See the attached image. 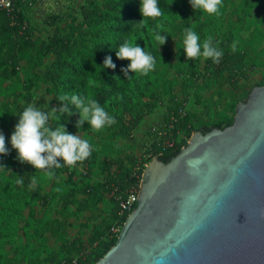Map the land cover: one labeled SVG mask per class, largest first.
<instances>
[{
	"label": "trees",
	"instance_id": "16d2710c",
	"mask_svg": "<svg viewBox=\"0 0 264 264\" xmlns=\"http://www.w3.org/2000/svg\"><path fill=\"white\" fill-rule=\"evenodd\" d=\"M81 1L77 15L44 16L43 26L51 28L44 38L26 16L27 0H10L8 10L0 9V133L9 149L6 155L0 154V264L95 262L115 242L116 234L109 232L110 226L117 223L121 227L128 214H117L116 198L130 186L138 188L147 161L180 149L195 127L216 124L222 128L231 123L225 111L220 116L211 113L209 121L198 127L195 115H180L187 89L201 98L199 91L212 84L217 91L226 92V110H233L246 95L239 94L237 83L246 79L247 70L263 62L264 0H223L215 15L195 11L189 0H158L163 15L148 20L142 28L133 27L142 19L140 0ZM189 28L199 35L201 45L209 36L213 38L214 46L223 51L219 63L202 56L186 58L183 40ZM157 31L166 36L160 47L154 40ZM125 41L151 53L157 61L155 70L147 75L129 70L127 77L123 69L130 61L116 56ZM234 43L236 51H232ZM109 56L116 66L103 69V61ZM161 57L167 61L165 66ZM39 84L45 86L44 93L49 96V105L42 108L45 112L59 108L57 97L62 94L97 100L115 118L113 125L105 127L109 132L106 138L121 141L155 108L164 93L171 106L162 120L166 122L173 114L174 127L182 138L172 149L152 152L145 158H137L133 148L124 143L121 149L108 145L114 156H106L103 140L85 161L72 168H53L49 176L46 170L19 162L17 150L10 143L18 115L32 104V91ZM178 91L182 98L176 101ZM72 110L75 114L71 117H50L53 129L61 123L70 133L79 119L74 107ZM82 127L93 131L87 121ZM91 169L100 174L98 180L90 178ZM18 176L24 178L23 186L16 184ZM45 177L47 185L42 181ZM33 178L35 187L30 188ZM102 210L104 215L99 214ZM86 212L80 224L88 227L83 244L79 236L68 238L66 229L71 225L70 218L78 219Z\"/></svg>",
	"mask_w": 264,
	"mask_h": 264
},
{
	"label": "water",
	"instance_id": "95a60500",
	"mask_svg": "<svg viewBox=\"0 0 264 264\" xmlns=\"http://www.w3.org/2000/svg\"><path fill=\"white\" fill-rule=\"evenodd\" d=\"M133 209L91 264H264V81L232 121L144 166Z\"/></svg>",
	"mask_w": 264,
	"mask_h": 264
},
{
	"label": "clouds",
	"instance_id": "9594fccd",
	"mask_svg": "<svg viewBox=\"0 0 264 264\" xmlns=\"http://www.w3.org/2000/svg\"><path fill=\"white\" fill-rule=\"evenodd\" d=\"M192 8L202 10L208 15L219 14L223 0H189ZM10 7L11 5H7ZM139 11L142 19L133 23V27L142 28L148 20H156L163 13L158 6V0H140ZM157 31L154 34V40L160 47L165 44L166 36ZM167 33V32H164ZM183 48L188 60H196L201 56L204 59H212L214 63H219L223 56V51L213 44V38L209 36L200 43L199 35L192 29L185 30V38L183 40ZM202 48V51H201ZM232 51H236L235 43ZM119 59H127L130 61L127 68L123 69L125 75L129 70L137 75H147L154 71L156 67V58L151 53H146L135 43L130 44L125 41L116 51ZM162 59V57H161ZM111 57H106L102 67L115 68ZM59 108L52 107L50 111L45 112L34 104L28 105L22 113L19 120L14 126V131L10 137V143L13 149L17 150V159L21 163H28L36 170H46L49 176L53 175V168H61L67 166L75 167L78 162H83L90 157L92 147L87 140L81 139L78 135L69 133L66 127L59 123L53 129V125L49 123V118L59 119L63 114L71 117L78 112L79 119L76 121V128L80 129L85 121L94 132L103 130L106 126L115 123V118L109 115L97 100H85L78 95L62 94L57 97ZM72 106V107H69ZM9 149L5 144V136L0 133V154H7ZM16 184L23 186L24 178L18 176ZM30 188L35 187V179L29 183Z\"/></svg>",
	"mask_w": 264,
	"mask_h": 264
},
{
	"label": "rangeland",
	"instance_id": "374dc122",
	"mask_svg": "<svg viewBox=\"0 0 264 264\" xmlns=\"http://www.w3.org/2000/svg\"><path fill=\"white\" fill-rule=\"evenodd\" d=\"M27 2L28 5L25 10L26 16L32 23H34L38 27V35L44 38L46 33L51 31L50 27L43 26L42 19L44 16L51 13L61 15L65 18L67 16L77 15L78 5L82 1L81 0H27ZM262 57H263L262 64L254 66L250 70H247L246 79H241L237 83V90L239 91L240 95L243 94L245 95V93L247 94L254 85H260L264 81V54ZM166 63L167 61L164 58H162L161 64L165 66ZM44 88H45L44 85L39 84L32 91L34 95L32 104L34 103V105L39 107L41 110L42 108H45L47 105H49V101H48L49 96L44 93ZM186 93L188 94L186 97L187 100L183 102L181 106L184 112L196 116V119L199 120V121L197 120V124H196L197 127L199 126L200 123H207L209 121V115L211 113H214L215 116H220L221 114L224 113L223 111H225L226 115L229 117V120L232 121L233 110H229V111L226 110L227 109L226 103H228V99L226 98L225 91L219 92L217 91L214 85L210 84V86L207 87V89H202L201 91H199L200 94L199 96H201V98H198V93L196 96H193L191 94L190 88L187 89ZM175 95H176L175 97L176 101L182 98L179 91L176 92ZM245 97L246 95L243 98L244 100ZM170 106H171V102L168 100L166 94L164 93L160 94L155 108L149 114L145 115L142 118L141 122L138 124L136 129L132 130L133 136L136 139V143L133 141L129 142L128 140H126L128 137L122 141L118 140L117 137H115L113 140H110L106 138V135L109 132L105 128L98 132H94V131L88 132L83 127L77 129L75 125H72L70 133L78 135L81 139L87 140L90 143L92 149H98L100 145H102L100 143H103L104 142L103 140H106V142L102 145L103 148L105 146L107 148L105 154L106 156H114V153L110 151V147L108 145L113 144L114 149H118V148L121 149V147H123L124 144L127 145L129 144L134 149L135 147L138 146L137 143H140L142 141V138L145 136V134H143L145 128H147V126L150 123L154 124L157 122H162V117L166 113L167 108ZM194 131H196V127L191 133H193ZM98 156L99 158H102L103 154L100 152ZM153 157H151L147 161L145 166L149 163V161ZM96 171L97 170L94 169H91L90 171V178L92 179V181L98 180L101 177L98 171L97 172ZM42 181L44 185H47L48 178L45 177L42 179ZM98 206L101 207V205L99 204ZM49 207L51 208V205ZM87 214L88 212L80 214L79 215L80 218L78 219H74V218L69 219L71 225L68 226L66 229L68 238L71 239L73 237L79 236V242L85 244V238L88 234V227L81 226L80 224L84 221V217ZM99 214L104 215V211L103 210L100 211Z\"/></svg>",
	"mask_w": 264,
	"mask_h": 264
},
{
	"label": "built area",
	"instance_id": "2783aa9c",
	"mask_svg": "<svg viewBox=\"0 0 264 264\" xmlns=\"http://www.w3.org/2000/svg\"><path fill=\"white\" fill-rule=\"evenodd\" d=\"M11 5L10 0H0V9L8 10L10 7L7 5ZM178 113L180 115L184 114V110L182 106H180ZM176 118L173 114L168 117V120L164 122H157L154 124H149L143 134L145 136L142 138L140 143H137L138 146L133 149L134 155L138 157H148L152 152L162 153L166 150H170L174 147V144L182 138V134L175 129ZM129 142L133 141L136 143V139L133 136V132L131 131L128 138L126 139ZM76 167V166H75ZM80 169V166H78ZM138 194V188L134 186H130L123 196H118L117 200V214L120 216L121 214H126L131 211L133 206L135 205V199ZM119 226L117 223H114L110 226L109 232L111 234L118 233Z\"/></svg>",
	"mask_w": 264,
	"mask_h": 264
}]
</instances>
